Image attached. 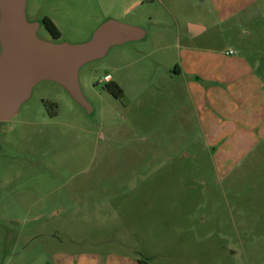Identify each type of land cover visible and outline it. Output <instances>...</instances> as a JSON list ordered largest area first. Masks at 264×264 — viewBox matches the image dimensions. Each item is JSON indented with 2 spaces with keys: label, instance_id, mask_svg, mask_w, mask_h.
Here are the masks:
<instances>
[{
  "label": "rangeland",
  "instance_id": "obj_1",
  "mask_svg": "<svg viewBox=\"0 0 264 264\" xmlns=\"http://www.w3.org/2000/svg\"><path fill=\"white\" fill-rule=\"evenodd\" d=\"M28 12L58 26L59 39L41 29L48 40L86 41L111 17L148 34L81 67L91 113L44 80L0 126V264H264V116L219 143L167 89L182 85L177 63L201 59L188 47L264 73V0H28ZM189 22L207 30L191 38Z\"/></svg>",
  "mask_w": 264,
  "mask_h": 264
},
{
  "label": "water",
  "instance_id": "obj_2",
  "mask_svg": "<svg viewBox=\"0 0 264 264\" xmlns=\"http://www.w3.org/2000/svg\"><path fill=\"white\" fill-rule=\"evenodd\" d=\"M28 0H0V120H10L44 80L60 84L87 113L94 109L80 83V69L110 49L145 38L148 30L114 17L86 41H54L38 35L40 22L27 15Z\"/></svg>",
  "mask_w": 264,
  "mask_h": 264
},
{
  "label": "crops",
  "instance_id": "obj_3",
  "mask_svg": "<svg viewBox=\"0 0 264 264\" xmlns=\"http://www.w3.org/2000/svg\"><path fill=\"white\" fill-rule=\"evenodd\" d=\"M206 30L207 27L201 23L189 22L187 31L189 37L194 38ZM184 50L198 51L202 57L198 61L175 65L172 72L176 77L173 80L177 82V78H182V85L169 86V95L186 93L192 101L199 125L207 134L219 131V143L240 140L238 135L248 129L247 125L252 126L254 118L264 116V73L261 65L256 67L244 56L230 53L233 50L226 52L225 61L214 49L188 47ZM205 54L212 62L205 60ZM241 115L243 119L237 120ZM231 129L233 133H230Z\"/></svg>",
  "mask_w": 264,
  "mask_h": 264
},
{
  "label": "trees",
  "instance_id": "obj_4",
  "mask_svg": "<svg viewBox=\"0 0 264 264\" xmlns=\"http://www.w3.org/2000/svg\"><path fill=\"white\" fill-rule=\"evenodd\" d=\"M44 24L46 28L50 31V33L53 35V38L59 39L61 38V32L58 26L55 24V22L49 17L45 16L43 18ZM107 88L116 96L120 97L123 95V89L119 86V84L116 81H109L107 84ZM54 106H56L54 104ZM140 264H149L147 260H139Z\"/></svg>",
  "mask_w": 264,
  "mask_h": 264
},
{
  "label": "flooded vegetation",
  "instance_id": "obj_5",
  "mask_svg": "<svg viewBox=\"0 0 264 264\" xmlns=\"http://www.w3.org/2000/svg\"><path fill=\"white\" fill-rule=\"evenodd\" d=\"M28 5H27V15H28ZM28 18H29V15H28ZM44 18V17H43ZM43 18L42 19H36V18H34L33 20H37V21H39L40 22V27H39V29H38V35L40 36V37H42V38H44L43 37V35H42V32H41V29L42 28H44L45 30H46V32H48L52 37H53V35L50 33V31L46 28V26H45V24H44V20H43ZM30 19V18H29ZM31 20V19H30ZM85 110V109H84ZM6 121H8V120H0V126L2 125V123H4V122H6Z\"/></svg>",
  "mask_w": 264,
  "mask_h": 264
},
{
  "label": "built area",
  "instance_id": "obj_6",
  "mask_svg": "<svg viewBox=\"0 0 264 264\" xmlns=\"http://www.w3.org/2000/svg\"><path fill=\"white\" fill-rule=\"evenodd\" d=\"M232 52H233V51H230V53H232ZM105 79H106V80H109V79H110V75H106V76H105Z\"/></svg>",
  "mask_w": 264,
  "mask_h": 264
}]
</instances>
